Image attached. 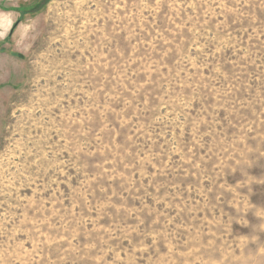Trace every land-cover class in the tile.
I'll return each instance as SVG.
<instances>
[{
	"label": "rangeland",
	"instance_id": "1",
	"mask_svg": "<svg viewBox=\"0 0 264 264\" xmlns=\"http://www.w3.org/2000/svg\"><path fill=\"white\" fill-rule=\"evenodd\" d=\"M0 264H264V0H0Z\"/></svg>",
	"mask_w": 264,
	"mask_h": 264
}]
</instances>
